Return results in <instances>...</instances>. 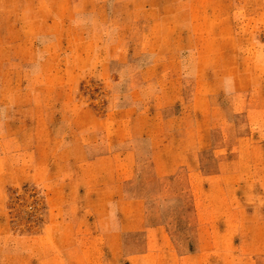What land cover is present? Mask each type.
I'll use <instances>...</instances> for the list:
<instances>
[{"label":"rangeland","instance_id":"rangeland-1","mask_svg":"<svg viewBox=\"0 0 264 264\" xmlns=\"http://www.w3.org/2000/svg\"><path fill=\"white\" fill-rule=\"evenodd\" d=\"M131 147L180 252L264 264V0H0V264L51 232L52 168Z\"/></svg>","mask_w":264,"mask_h":264},{"label":"crops","instance_id":"crops-1","mask_svg":"<svg viewBox=\"0 0 264 264\" xmlns=\"http://www.w3.org/2000/svg\"><path fill=\"white\" fill-rule=\"evenodd\" d=\"M55 154L59 157L60 153H52V158ZM140 162L139 149L131 147L93 155L83 151L75 167L62 172L52 168L45 178L58 200L48 222L51 232L41 246L18 250L26 263L203 264L205 257L208 264L210 250L180 252L167 225L148 219L147 199L135 192L132 181L134 166ZM179 164L161 174L177 173ZM225 188L222 184L193 189L199 218L213 211L208 194L217 190L222 195ZM209 221L199 219L200 223ZM139 233L144 237L143 247L128 250L129 236Z\"/></svg>","mask_w":264,"mask_h":264}]
</instances>
